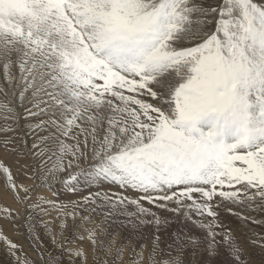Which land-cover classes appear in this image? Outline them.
<instances>
[{"label": "snow or ice", "instance_id": "1", "mask_svg": "<svg viewBox=\"0 0 264 264\" xmlns=\"http://www.w3.org/2000/svg\"><path fill=\"white\" fill-rule=\"evenodd\" d=\"M0 76L19 89L14 94L38 118L33 131L48 132L33 142L24 167L35 172L40 158L45 186L51 187L49 177L66 173L59 183L67 192L96 189L70 204L39 197L24 222L30 235L37 228L32 212L48 214L45 204L63 217L57 237L69 219L92 222L93 213L104 217L101 224L125 216L121 223L133 229L152 223L159 233L172 221L144 207L147 201L177 218H202L195 220L198 235L172 234L176 255L160 264H248L249 238L224 231L218 210L264 225L247 214L264 213V4L0 0ZM0 172L15 192L2 163ZM20 187L29 200V189ZM40 226L51 235L50 222ZM96 234L88 230L93 247ZM0 241L15 264H27L17 256L20 245L3 236ZM52 242L60 247L57 238ZM151 243L149 261L155 264L160 235L153 234ZM198 253L207 258H187ZM49 264L59 259L50 255Z\"/></svg>", "mask_w": 264, "mask_h": 264}, {"label": "rangeland", "instance_id": "2", "mask_svg": "<svg viewBox=\"0 0 264 264\" xmlns=\"http://www.w3.org/2000/svg\"><path fill=\"white\" fill-rule=\"evenodd\" d=\"M258 1L264 3V0ZM195 2L204 6L215 7L220 3V0H195ZM254 2L258 3L257 0H254ZM18 91V88L13 89L3 80V77L0 76V129H10L7 131L0 130V158L4 157V159H0V163L8 169L11 167L9 171L17 186L16 191L13 192L12 189L7 186L5 175L0 172V236L6 237L13 243L21 246L20 250L17 252V256L21 257V259H25L27 264H49L50 255L57 257L59 259V264H150L149 256L152 252L151 239L153 234H158L161 237L160 248L157 250L154 257L155 264H160L162 260H168L171 256L176 255L172 238L173 233H180L181 235L185 232L199 234V229L195 225V220L202 218L193 217L192 221L185 220L182 216L177 218L174 213L143 201L141 203L144 207L151 209L152 212L162 218H167L172 221L167 228L156 233V229L152 223H145L133 229L129 224L121 223L127 220L125 216L110 218L107 222L101 224L104 217L93 213L92 222L82 221L79 217H77L75 222L69 219L67 221L68 227L65 228L63 236L57 237V233L59 232L57 225L59 219H63V217L60 216L58 209L51 208L45 204L44 207L48 208V214L41 213L39 209L32 212L37 223V228L36 232L30 235L24 222L28 212L32 211L30 205L35 203L39 197L46 196L43 197L45 200H50L57 204H64V202L67 204L68 202L71 203L75 200H81L84 195L86 196L96 189L84 188L78 193H71L72 196L74 194V198H69L68 196H71L70 193L59 183V180L62 179L66 173L57 174L55 181H53L52 177H49L48 183L51 184L49 188L39 179L45 171L44 168L40 166V158L36 159L35 172L31 167H24L25 164L31 163L28 150L32 149L33 142L37 141L40 136L47 135L48 132L40 130L33 131L30 127V125L38 123L39 120L36 117L29 116L26 107L20 103L18 96L14 94L18 93ZM28 107H31V105L29 104ZM81 139H83V137H81ZM5 140L11 141L8 143L7 147H5L4 144ZM68 142L74 143V141ZM1 154H5L6 157ZM49 155H51V153H49ZM54 163L55 157L52 158L49 164ZM9 164L13 165L8 166ZM83 165L84 162L81 161V166ZM20 186H25L29 189V200L25 201L23 199L26 194L21 190ZM105 188L107 191H111V193H118V191H121V189H117L114 186L113 188L105 186ZM125 191L127 190H124V192ZM124 192V195L131 198L138 197L137 193L130 190L127 191L130 193ZM133 193H135L136 196ZM75 194L77 196H75ZM17 197H20V199L18 200ZM229 207H232L233 211H238L234 206L230 205ZM4 209H7L8 212H4ZM221 209L224 208H220L218 212L219 221L224 225L223 230L232 231L238 240L241 238H249L247 240L245 253V260L248 264H264V250L260 247V244L264 243V225L253 224L251 221L246 223L242 222L236 215H233L226 209L220 211ZM76 210L81 215H89V213L84 212L82 208ZM127 210L133 213L136 212V208L131 205L128 206ZM247 214L254 216L258 220H264V213L250 212ZM144 219L146 221H151L152 217L146 216ZM113 220L115 222H113ZM41 221L51 223V235H48L45 229L40 226ZM97 225H101L104 229L103 233L97 229ZM93 228H96L97 232L95 247H93L92 243L87 239V230ZM81 236L83 239H81ZM53 238L59 240V248L53 244ZM253 241H255V243H253ZM142 245L144 246L143 248L141 247ZM168 245H172V247ZM74 247L77 250L74 249ZM82 249L84 250L83 257H70L68 254L69 250L82 251ZM188 252L190 253L191 249H189ZM187 258L190 261H201L206 259L207 255L206 253H198L194 258L191 255ZM0 264H15V258L9 255L2 241H0Z\"/></svg>", "mask_w": 264, "mask_h": 264}, {"label": "bare ground", "instance_id": "3", "mask_svg": "<svg viewBox=\"0 0 264 264\" xmlns=\"http://www.w3.org/2000/svg\"><path fill=\"white\" fill-rule=\"evenodd\" d=\"M257 4H264V3H261V2H259L258 0H257ZM144 99L145 100H149V98L148 97H144ZM154 102V101H153ZM2 155V154H1ZM2 156H5L6 157V155L4 154V155H2ZM2 158V157H1ZM0 158V159H1ZM10 158V157H9ZM2 159H4V157L2 158ZM9 160V159H8ZM7 160V161H8ZM12 161V160H11ZM17 161V160H16ZM1 162V161H0ZM5 162V161H4ZM13 162V161H12ZM23 163V162H22ZM6 164V163H5ZM16 164V163H15ZM12 166L13 164H9L8 166ZM11 167H9V169H10ZM14 168V167H13ZM15 169V168H14ZM13 169V170H14ZM28 171V170H27ZM29 172V171H28ZM30 174V173H29ZM13 177V176H12ZM15 177H17V176H15ZM14 177V178H15ZM106 189V188H105ZM107 190V189H106ZM52 191V190H51ZM128 191V190H127ZM127 191H125L126 193H130V192H127ZM111 192V191H110ZM124 192V193H125ZM39 193V192H38ZM55 193H58V192H55ZM60 194V193H59ZM133 194H135V193H133ZM38 195H41V194H38ZM49 195V194H48ZM71 195V194H70ZM132 195V194H131ZM138 195V194H137ZM43 196V195H42ZM57 196V195H56ZM73 196H74V194H73ZM72 195L71 196H68L69 198H74ZM75 196H77L76 194H75ZM82 196V195H81ZM85 196V195H84ZM135 196H136V194H135ZM43 197H46V196H43ZM132 198H135V197H132ZM78 199V198H77ZM81 199V198H80ZM74 200V199H73ZM76 201V200H75ZM68 202V201H67ZM143 202V201H142ZM147 202V201H146ZM62 203V202H61ZM64 204H65V202H64ZM67 204H70L69 202L67 203ZM222 210H224V209H221L220 211H222ZM57 212V211H56ZM92 227V226H91ZM95 227V226H94ZM93 229H96V228H93ZM88 231V230H87ZM191 231V230H190ZM258 232V231H257ZM85 235V234H84ZM86 236V235H85ZM52 237V236H51ZM82 237V236H81ZM262 241V240H261ZM79 243H81V242H79ZM76 244H78V243H76ZM80 245V244H79ZM83 246H86V245H83ZM79 247H82V246H79ZM74 249H76L75 247H74ZM77 250V249H76ZM74 251V250H73ZM82 251H84L83 249H82ZM87 253V252H86ZM88 254V253H87Z\"/></svg>", "mask_w": 264, "mask_h": 264}]
</instances>
